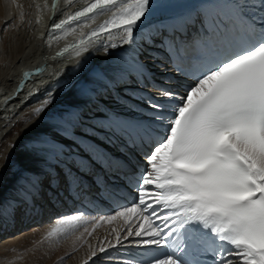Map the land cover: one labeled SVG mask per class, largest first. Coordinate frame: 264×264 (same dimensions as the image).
Here are the masks:
<instances>
[{"label": "snow or ice", "instance_id": "6c2138e0", "mask_svg": "<svg viewBox=\"0 0 264 264\" xmlns=\"http://www.w3.org/2000/svg\"><path fill=\"white\" fill-rule=\"evenodd\" d=\"M113 9L91 36L121 42L82 39L71 83L4 157L0 215L78 204L54 235L108 205L97 224L128 223L91 264H264V0H91L53 28Z\"/></svg>", "mask_w": 264, "mask_h": 264}, {"label": "bare ground", "instance_id": "6f19581e", "mask_svg": "<svg viewBox=\"0 0 264 264\" xmlns=\"http://www.w3.org/2000/svg\"><path fill=\"white\" fill-rule=\"evenodd\" d=\"M85 2L87 0H0V143L7 140L5 143L8 146L17 144L18 156L23 153L24 146L29 144V139L24 138L26 130L40 119L35 115L34 109L40 107L49 94L58 98L62 94L61 87L66 88L74 78L73 68L78 63L75 54L82 46L76 45L69 55L62 59L54 56L55 47L61 43L83 39L91 50H95L110 43L119 44L125 36L120 28L85 40L90 34L89 29L100 21L105 12L80 22L65 24L60 29L53 28L55 23L67 19L83 7ZM124 2L125 0H120L118 3ZM113 11L115 10L108 13ZM102 56L103 52H99L97 57L90 59ZM28 73L32 75L29 76ZM22 138L23 143H18ZM10 195V192L5 191L0 198L7 200ZM23 218V214L15 220L0 215V231L6 230L9 233L12 229L8 228ZM76 221L82 222L84 219L79 218ZM76 221H73L72 225L76 224ZM113 222L111 223V226H114L113 230L121 232L128 223L123 218H117ZM85 223L82 222V225L86 226ZM106 223L108 222L105 221L103 224ZM57 224L58 220L53 219L35 224L23 233L13 229L11 237L1 238L0 246L14 244L17 239H24L28 235L34 236L35 233H42V230H52ZM107 235L112 239L109 240L107 236L108 240H105L104 246H107L108 241L115 243L114 231L113 235L110 232ZM112 251L115 254V250ZM82 264H91V260Z\"/></svg>", "mask_w": 264, "mask_h": 264}, {"label": "rangeland", "instance_id": "374dc122", "mask_svg": "<svg viewBox=\"0 0 264 264\" xmlns=\"http://www.w3.org/2000/svg\"><path fill=\"white\" fill-rule=\"evenodd\" d=\"M5 142H7V140ZM5 142L3 141L2 143H0L1 167L3 166L4 157L7 156L9 153L13 152L12 146H8L7 143ZM82 222L83 223L86 222L85 223L86 226L89 223L96 224V220H92L90 222V220L87 221L86 219H84V221ZM82 222L76 221V224L71 225V227L68 229L66 233L49 235V233L52 230L49 231L44 230L45 233L42 230V233L40 232H38L39 234L35 233L36 235L34 236L28 235L25 236L24 239L22 238L17 239L14 244L12 243L13 245L9 244L6 246H0L2 247L0 248V264L85 263V261H88L90 259L89 257L91 250L96 248V246L98 245L105 244L104 241L108 240V238H106L108 236L107 235L108 232L106 230L109 229H107L108 227H101L103 228V230L98 228H92V229L81 228L79 226H83V225L78 226L77 224L79 223L82 224ZM103 223L97 225L102 226L104 225ZM85 229H87V231H85ZM110 239H112V237H109V240Z\"/></svg>", "mask_w": 264, "mask_h": 264}]
</instances>
